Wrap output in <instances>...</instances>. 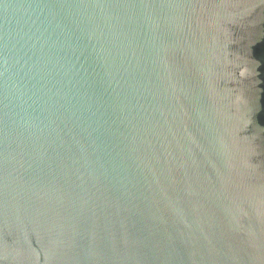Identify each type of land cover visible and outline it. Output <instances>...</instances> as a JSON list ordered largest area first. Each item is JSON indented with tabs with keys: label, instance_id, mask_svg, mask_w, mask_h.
Masks as SVG:
<instances>
[{
	"label": "water",
	"instance_id": "95a60500",
	"mask_svg": "<svg viewBox=\"0 0 264 264\" xmlns=\"http://www.w3.org/2000/svg\"><path fill=\"white\" fill-rule=\"evenodd\" d=\"M0 264H264V0H0Z\"/></svg>",
	"mask_w": 264,
	"mask_h": 264
}]
</instances>
